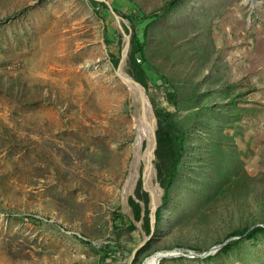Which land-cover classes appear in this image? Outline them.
<instances>
[{
  "label": "rangeland",
  "instance_id": "374dc122",
  "mask_svg": "<svg viewBox=\"0 0 264 264\" xmlns=\"http://www.w3.org/2000/svg\"><path fill=\"white\" fill-rule=\"evenodd\" d=\"M167 1L134 3L141 16ZM101 3L0 0V264H130L150 235L123 193L137 106L112 59L125 36ZM151 29L156 130V109L169 113L191 149L157 233L158 246H179L141 254H188L160 264H264V0H181ZM154 183L159 207L165 192Z\"/></svg>",
  "mask_w": 264,
  "mask_h": 264
},
{
  "label": "trees",
  "instance_id": "16d2710c",
  "mask_svg": "<svg viewBox=\"0 0 264 264\" xmlns=\"http://www.w3.org/2000/svg\"><path fill=\"white\" fill-rule=\"evenodd\" d=\"M181 0H169L162 7L156 9L149 14L138 16V12H141L140 9L137 10L139 6L135 5L134 0H116L112 2L115 10L118 13L123 14L126 18H128L132 23V39H131V49L128 58L129 64V73L134 76L139 83H141L146 90H148V81L150 80V66L148 65L145 50L147 47V43L150 37V32L152 31V27L163 17L170 14L173 10L176 9ZM97 3V2H96ZM122 3V5H121ZM103 6H106V3H101ZM131 8V9H130ZM130 9V12L126 14V10ZM127 32H129L127 30ZM140 57V58H139ZM113 63L115 66H118L121 57H112ZM161 79V76H158ZM148 80V81H147ZM188 82V81H187ZM203 84L196 86L197 88L203 87ZM189 88L196 89L191 81H189ZM156 115L159 118L158 128L156 130V149H155V157H156V168H157V179L163 187L164 196L162 199V205H160L155 213L156 225L155 232L156 235L153 236L143 247L137 252L136 259L134 264H139V260L145 256L146 253L141 254L143 250L146 248H150L153 244L155 247L152 250L154 252L157 248L163 247H178L179 245H172L173 243H163V246H158V241L163 238L159 236L157 233L162 229L163 225V205L166 202L167 198L170 194V188L173 185V181L178 177L181 172L182 167L185 165L186 157L189 154V150L191 147L189 146L188 135L185 127L182 123H174L169 117V113L160 112L156 109ZM138 190H137V198L140 201L144 202L145 210L142 214V206L137 202V200L133 197L130 199L131 207L133 208V216L136 222H142V229L145 234H150V218H149V210H148V192L147 189L142 185V182L139 181ZM140 185V186H139ZM119 217H125V215H119ZM130 227L135 229L136 226L134 223L130 224ZM154 232V233H155ZM246 231L236 232L238 234H244ZM165 239V238H163ZM228 246V245H227ZM230 245L226 248L229 249ZM107 256H111L112 254L108 251L106 252ZM146 257V256H145ZM211 259V257H210Z\"/></svg>",
  "mask_w": 264,
  "mask_h": 264
},
{
  "label": "bare ground",
  "instance_id": "6f19581e",
  "mask_svg": "<svg viewBox=\"0 0 264 264\" xmlns=\"http://www.w3.org/2000/svg\"><path fill=\"white\" fill-rule=\"evenodd\" d=\"M122 72L124 73L125 76H127V73L124 71V68L122 69ZM130 86L133 94V102L137 106V112H136L137 121L135 120L136 121L134 126L135 140L134 143L132 144L133 146L132 153H131V149L129 153L131 154V163L129 166V173L127 175V179L124 183L123 193L126 198H128L129 195L131 197L135 196L131 194H135V189L137 188L138 184H140L139 181H142V175L144 173L145 174L144 186L147 188V190L148 189L151 190V195L153 200L152 204L154 207H156L159 201L160 190H159V186L154 183L155 170L153 164V158H154L153 155L155 149V145H154V128L156 127L155 117L153 116V111L148 96L145 98L143 102L144 97H142L141 95L140 87L135 84ZM176 251L178 250L166 251V252H176ZM160 253L163 252L161 251L155 252L152 255L146 257L143 260L142 264H157V258L161 256ZM161 260L162 259L159 260L158 264H160Z\"/></svg>",
  "mask_w": 264,
  "mask_h": 264
},
{
  "label": "water",
  "instance_id": "95a60500",
  "mask_svg": "<svg viewBox=\"0 0 264 264\" xmlns=\"http://www.w3.org/2000/svg\"><path fill=\"white\" fill-rule=\"evenodd\" d=\"M98 1H103V2H106L109 7L112 9V11L114 12V14L117 16V19L119 21V25H120V29L122 30V33L124 34L125 36V39H126V42H125V46L123 48V51H122V57H121V60H120V63H119V74L120 76L130 85H137L140 87V90H141V95L142 97H144L143 99V102L145 100V98L148 96L147 92H146V89L145 87L139 83L137 81V79L135 77H133L132 75L130 76L127 72V76L124 75V73L122 72V69L124 68V65L129 57V50H130V47H131V36L126 32L125 28H124V24H123V18L119 15V13L115 10V7L113 5H111L110 2H108L107 0H98ZM150 101V100H149ZM152 107V106H151ZM153 111V110H152ZM153 116L155 117V122L157 121L156 120V116L153 112ZM155 130H156V127L154 128V145L156 146V135H155ZM147 147V146H146ZM154 157V155H153ZM154 170H155V177H156V169L154 167ZM144 173L142 175V181H143V184L144 183ZM148 196H149V202H148V208H149V217H150V225H151V233L149 236H145L143 235V240L137 245V248L134 250L133 252V256H132V259L130 261V264H133V261L135 259V256L137 255V251L143 247L146 243V240L148 238H150L154 232V223H155V209L157 207H154L152 202V195H151V190L148 189ZM142 207H143V212H144V204H141ZM140 223V222H139ZM143 232V231H142ZM144 234V232H143ZM218 248V247H216ZM161 256L157 258V264L159 262L160 259H165V258H173V257H177V256H188V254H184L182 251H176V252H163V253H160ZM204 255L206 254H202V255H195V256H199V257H203Z\"/></svg>",
  "mask_w": 264,
  "mask_h": 264
},
{
  "label": "clouds",
  "instance_id": "9594fccd",
  "mask_svg": "<svg viewBox=\"0 0 264 264\" xmlns=\"http://www.w3.org/2000/svg\"><path fill=\"white\" fill-rule=\"evenodd\" d=\"M128 33V32H127ZM131 39H132V36H131ZM130 53V52H129ZM129 58V57H128ZM121 60V59H120ZM134 77V76H133ZM155 135H156V130H155ZM156 144H157V140H156ZM155 149H156V146H155ZM154 149V150H155ZM154 159V158H153ZM156 165H154V167H155ZM155 169H157L156 167H155ZM156 177H157V170H156ZM143 180V179H142ZM142 182V185L144 186V184H143V181H141ZM145 187V186H144ZM146 188V187H145ZM147 192H148V190H147ZM148 198H149V196H148ZM138 202V201H137ZM143 202V201H142ZM149 202V201H148ZM139 203L141 204V202L139 201ZM143 204H144V202H143ZM142 206V205H141ZM147 207H148V205H147ZM157 207H158V205H157ZM157 207H156V209H157ZM144 209H145V205H144ZM148 210H149V208H148ZM144 212H143V207H142V214H143ZM155 213H156V211H155ZM150 218V217H149ZM155 221H156V219H155ZM139 222H141V221H139ZM141 224H142V222H141ZM150 227H151V225H150ZM143 230V229H142ZM144 232V231H143ZM145 233V232H144ZM150 233H151V230H150ZM154 233V232H153ZM153 235V234H152Z\"/></svg>",
  "mask_w": 264,
  "mask_h": 264
}]
</instances>
